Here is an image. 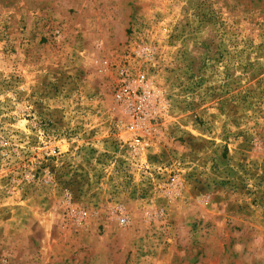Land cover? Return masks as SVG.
<instances>
[{
	"label": "rangeland",
	"instance_id": "rangeland-1",
	"mask_svg": "<svg viewBox=\"0 0 264 264\" xmlns=\"http://www.w3.org/2000/svg\"><path fill=\"white\" fill-rule=\"evenodd\" d=\"M0 264H264V0H0Z\"/></svg>",
	"mask_w": 264,
	"mask_h": 264
},
{
	"label": "built area",
	"instance_id": "built-area-1",
	"mask_svg": "<svg viewBox=\"0 0 264 264\" xmlns=\"http://www.w3.org/2000/svg\"><path fill=\"white\" fill-rule=\"evenodd\" d=\"M148 86V82L144 73L135 74V81L133 85L124 84L122 89L120 90V94L124 95L128 106L131 108L130 112L135 113L137 115L143 113L145 109V99H146V88ZM138 90L142 91L141 95H137ZM136 100V103L133 102Z\"/></svg>",
	"mask_w": 264,
	"mask_h": 264
}]
</instances>
